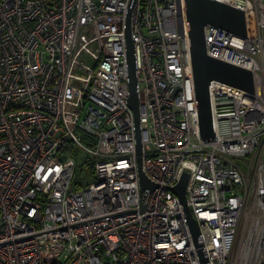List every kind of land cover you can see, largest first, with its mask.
I'll use <instances>...</instances> for the list:
<instances>
[{"label": "built area", "instance_id": "1", "mask_svg": "<svg viewBox=\"0 0 264 264\" xmlns=\"http://www.w3.org/2000/svg\"><path fill=\"white\" fill-rule=\"evenodd\" d=\"M215 1L246 36L206 25V55L251 71L253 92L211 81L204 140L184 0H0V264H264V0ZM77 152L94 160L74 191ZM250 211L261 235L232 260Z\"/></svg>", "mask_w": 264, "mask_h": 264}, {"label": "water", "instance_id": "2", "mask_svg": "<svg viewBox=\"0 0 264 264\" xmlns=\"http://www.w3.org/2000/svg\"><path fill=\"white\" fill-rule=\"evenodd\" d=\"M186 15V32L189 42L191 73L196 98V107L199 118V128L202 139L211 140L214 137L212 120L209 112L208 86L213 80L237 87L248 93L253 92L252 72L228 63L210 58L206 55L204 44V27L212 25L231 32L239 37L246 36L245 17L243 11L215 0H184ZM127 70L129 78L128 104L133 109L135 116V139L138 155L141 153L139 130V109L136 94V74L134 47L130 41L129 29L126 30ZM141 161L138 157L139 180L141 188L153 189L141 171ZM188 174L183 173L179 183L172 188L173 193L179 198L190 230L195 239L199 233L196 221L193 219L186 205L185 187ZM204 264L205 260L201 258Z\"/></svg>", "mask_w": 264, "mask_h": 264}, {"label": "rangeland", "instance_id": "3", "mask_svg": "<svg viewBox=\"0 0 264 264\" xmlns=\"http://www.w3.org/2000/svg\"><path fill=\"white\" fill-rule=\"evenodd\" d=\"M167 1V0H165ZM93 158L87 155L85 152H77L74 157L75 167L72 177L71 189L76 190V185H83L90 176V170L88 165L92 164ZM262 220L255 212H249L246 218H243L240 222L239 232L233 251V259L245 257L249 251H253L256 242L255 237L260 236V229L257 228Z\"/></svg>", "mask_w": 264, "mask_h": 264}, {"label": "trees", "instance_id": "4", "mask_svg": "<svg viewBox=\"0 0 264 264\" xmlns=\"http://www.w3.org/2000/svg\"><path fill=\"white\" fill-rule=\"evenodd\" d=\"M81 137H82V140H83V141H85V142L88 141L86 135H82ZM71 151H72L71 147H68L66 152H67V153H69V152L71 153ZM89 170H90L89 173L91 174V173H92L91 168H89Z\"/></svg>", "mask_w": 264, "mask_h": 264}, {"label": "bare ground", "instance_id": "5", "mask_svg": "<svg viewBox=\"0 0 264 264\" xmlns=\"http://www.w3.org/2000/svg\"><path fill=\"white\" fill-rule=\"evenodd\" d=\"M258 243H259V241H258ZM246 263V262H245Z\"/></svg>", "mask_w": 264, "mask_h": 264}]
</instances>
